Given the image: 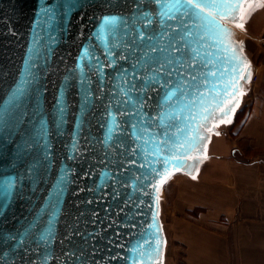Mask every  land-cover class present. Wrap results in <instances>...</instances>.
<instances>
[{
	"label": "water",
	"instance_id": "obj_1",
	"mask_svg": "<svg viewBox=\"0 0 264 264\" xmlns=\"http://www.w3.org/2000/svg\"><path fill=\"white\" fill-rule=\"evenodd\" d=\"M159 9L149 0H0V185L13 182L11 198L0 195V264H161L166 238L157 172H190L199 147L177 152L173 145L196 135L201 105L196 96L182 118L169 117L158 129L164 90L132 92L133 100L142 98L135 103L122 91L149 44L138 36L141 13ZM236 11L221 23L232 46L243 49L233 29ZM104 17L118 19L101 30ZM150 19L155 25L160 17ZM201 43L211 53L204 71L216 73L201 87L210 99L237 62L219 33ZM243 57L250 72L244 50ZM170 103L164 111L179 115ZM147 124L153 127L144 133ZM161 131L157 140L166 146L149 138ZM167 156L180 160L164 165ZM149 251L151 261L140 255Z\"/></svg>",
	"mask_w": 264,
	"mask_h": 264
},
{
	"label": "crops",
	"instance_id": "obj_2",
	"mask_svg": "<svg viewBox=\"0 0 264 264\" xmlns=\"http://www.w3.org/2000/svg\"><path fill=\"white\" fill-rule=\"evenodd\" d=\"M256 21L257 79L247 101L239 97V121L236 110L230 123L209 120L217 126L199 138L190 172L174 171L161 185L163 229L165 190L170 198L169 264H264V12Z\"/></svg>",
	"mask_w": 264,
	"mask_h": 264
},
{
	"label": "snow or ice",
	"instance_id": "obj_3",
	"mask_svg": "<svg viewBox=\"0 0 264 264\" xmlns=\"http://www.w3.org/2000/svg\"><path fill=\"white\" fill-rule=\"evenodd\" d=\"M141 3L144 0H140ZM160 6L158 13L143 12L141 15L145 19L144 28L138 33L141 40L149 42L147 48L144 50V54L141 59L137 60V64L132 66L133 76L129 77L127 87L122 89L127 95V99L135 103L142 100L140 96H137L135 100L131 95L132 92L137 90L144 91L151 88L155 90L158 85L159 88L164 90L163 103L159 105L161 113L158 114L159 123L155 124L156 128H160L161 125L169 120L180 119L183 116V109L186 105L195 102L196 96L200 97V121L195 136H192L190 141L179 146L173 145V149L177 152L180 149L185 151L194 150L200 142L199 129L205 128L209 120L217 119L215 113H219V120L222 124L231 122V113H234L236 107L239 106V97L244 95L240 80L250 79L251 73L247 71L249 65L245 63L243 57V49L240 47L237 49L233 47L231 41V32L224 27L221 23L225 18L235 19L237 15V9L239 10V23L237 27L243 29L245 19L256 8L264 7V0H149ZM153 15H159V22L155 23L150 19ZM117 17H104L101 24V30L105 26L115 24ZM180 21L175 27L169 21ZM192 25L200 31H193ZM210 32L219 33L225 37L228 43L227 50L231 53L230 59L237 63L232 65V75L230 79L222 81L223 89L215 88V95L210 99H205L206 93L201 92V87L206 86L208 83L207 76H215V72L205 73L204 69L208 68L211 61L208 57L210 52L201 43ZM155 41V43H152ZM225 41H221L224 43ZM240 66L244 71H239ZM146 70V73L150 75L138 76L137 72ZM121 77L128 76L127 70L120 73ZM136 81V82H134ZM171 102L168 106L173 105L179 108L180 114L177 115L175 111L166 112L165 103ZM13 104L16 103L15 96L13 97ZM143 107V104H140ZM4 113L0 111V130H2V121ZM151 120H157V117H151ZM169 128L173 127L169 122ZM213 124L212 127H207L206 131L212 132L216 127ZM135 127V125H133ZM153 127L152 124H147L142 129L144 133H148ZM166 133L161 131L158 133H152L150 139L156 141L158 144L167 145L166 140H157L158 136H164ZM218 134V133H217ZM191 136V133H189ZM156 151L163 152L164 147H157ZM180 160L176 156H167L163 160L164 165H168L170 162H177ZM156 171V170H154ZM160 176L159 184L154 185L156 190H159V186L164 184L171 172L165 171L164 173L157 172ZM195 179V176H193ZM13 182L11 180L6 182V186L0 185V195L4 197V201L7 202L12 196ZM4 205H0L2 207ZM147 243V242H145ZM161 243L157 241V244ZM133 252L136 249H132ZM140 255L147 256L148 260L152 259V251L147 253H140ZM133 264H137L135 258H133ZM162 264V260H161Z\"/></svg>",
	"mask_w": 264,
	"mask_h": 264
},
{
	"label": "rangeland",
	"instance_id": "obj_4",
	"mask_svg": "<svg viewBox=\"0 0 264 264\" xmlns=\"http://www.w3.org/2000/svg\"><path fill=\"white\" fill-rule=\"evenodd\" d=\"M264 7H259V8H256L254 11L251 12V14L249 15V18H247L243 23H244V28L241 29L239 27L236 26V24L233 26V29H234V33H235V36L238 38V40H240L243 44V50L246 52V54L248 55L249 57V60L251 62V69H250V73L252 75V70H253V64H252V58L255 59V56H256V48H257V40H256V37H255V34H252V32L255 31L256 29V18H253V16L261 11ZM253 18V19H252ZM252 31V32H251ZM255 33V32H254ZM257 61V60H256ZM249 81H251V77L250 79H248L246 82H244L243 84V92H244V95L242 96L243 100H242V104L243 102H246L247 101V88H248V85H249ZM241 101V100H240ZM239 101V103H240ZM241 104V105H242ZM240 109H238V107H236V112H235V115H234V118H235V122H238L241 115H240ZM165 203H164V210H162V219H163V223H164V233H165V236H166V240H165V244H164V249H163V257H162V264H165V261H166V264H169L168 262H170V260L167 258V254H168V246L170 244V241H169V219H170V216L169 214L167 213V204L166 202L168 201L169 203V196H168V190H165ZM166 257V259H165ZM179 264V263H177Z\"/></svg>",
	"mask_w": 264,
	"mask_h": 264
},
{
	"label": "bare ground",
	"instance_id": "obj_5",
	"mask_svg": "<svg viewBox=\"0 0 264 264\" xmlns=\"http://www.w3.org/2000/svg\"><path fill=\"white\" fill-rule=\"evenodd\" d=\"M262 12H264V8L261 10V11H259V12H257L254 16H253V18H257V17H259L260 15H261V13ZM252 18V19H253ZM214 143V139L212 140V144ZM203 169H204V167L202 168V171H203ZM201 171V172H202ZM161 189H162V186L160 187V190H159V192L161 191ZM165 259H166V257H165ZM165 264H166V261H165Z\"/></svg>",
	"mask_w": 264,
	"mask_h": 264
},
{
	"label": "built area",
	"instance_id": "obj_6",
	"mask_svg": "<svg viewBox=\"0 0 264 264\" xmlns=\"http://www.w3.org/2000/svg\"><path fill=\"white\" fill-rule=\"evenodd\" d=\"M257 79V73H256V68L253 67V70H252V75H251V82H254L256 81Z\"/></svg>",
	"mask_w": 264,
	"mask_h": 264
}]
</instances>
